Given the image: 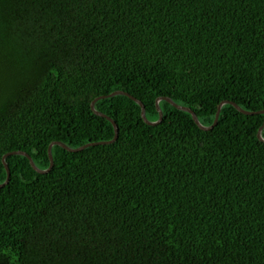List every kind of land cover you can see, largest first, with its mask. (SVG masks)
Wrapping results in <instances>:
<instances>
[{"label":"trees","instance_id":"trees-1","mask_svg":"<svg viewBox=\"0 0 264 264\" xmlns=\"http://www.w3.org/2000/svg\"><path fill=\"white\" fill-rule=\"evenodd\" d=\"M0 264H264V0H0ZM264 137V131H263Z\"/></svg>","mask_w":264,"mask_h":264},{"label":"water","instance_id":"water-1","mask_svg":"<svg viewBox=\"0 0 264 264\" xmlns=\"http://www.w3.org/2000/svg\"><path fill=\"white\" fill-rule=\"evenodd\" d=\"M119 95H126V96H128V97L134 99V100H135V101H136V102L142 107V117H143L144 121H145L147 124L151 125V126H157V125H159V124L162 123V121H163V111L161 110L160 103H161L162 101H167L168 103H170L171 105H173V106L176 107L177 109H179V110H181V111H185V112L190 113V114L193 116V118H194L195 122L197 123V125L200 127V129H202V130H204V131H211V130H213V129L218 125V123H219V119H220V115H221V112H222L223 107H224L225 105H227V104H230V102H228V101H225V102L221 103V105L219 106V109H218V113H217V116H216V120H215L214 125H212V126H210V127H207V126H204V125L201 123V121L199 120L197 114H196L192 109L187 108V107H184V106H181V105H178V104H177L176 102H174L171 98H160V99L157 100V103H156V104H157V109H158V111H159V113H160V119H159V121H157V122H151V121H149L148 118H147L145 105H144L140 100H138V99L132 97L131 95H129V94L125 93V92L118 91V92H114V93H112V94H110V95H108V96H103V97L97 98V99L92 103V106H91V107H92V110H93L94 113H96L97 115H99V116H101V117H105V118H107L109 121H111V122L113 123V125H114V127H115V132H116V135H115L114 140H112V141H110V142L91 143V144H87V145H85V146H83V147H81V148H78V149H72V148L68 147L67 145H65V144H63V143H61V142H55V143H53V144L50 146V148H49V156H50V160H51V167H50L48 170H41V169H39V168L36 166V164H35L34 160L32 159V157H31L30 155H28L27 153H25V152L18 151V152H12V153H9V154L5 155L4 158H3V162H4L5 167H6V169H7V172H8V178H7V181H6L5 184L0 185V189L6 187V186L10 183L11 171H10V167H9V165H8V163H7V158L10 157V156H14V155H22V156L28 157L29 160H30V162H31L32 167H33L38 173H41V174H47V173H50V172L52 171L53 167H54L53 148H54V146H56V145H60L61 147L67 149V150L70 151V152H80V151H83V150H85V149H87V148H89V147H91V146H96V145H106V144H112V143H115V142L118 140V138H119V127H118V125L116 124V122H115L113 119L107 117V116H106L105 114H103V113L98 112V111L96 110V104H97V102L100 101V100L107 99V98H112V97H116V96H119ZM231 104H232L234 107H236L240 112H242V113H244V114H246V115L264 114V111H261V112H248V111H245L244 109H242V108H241L240 106H238L236 103H231ZM263 131H264V125L261 127V129L259 130V133H258V137H259L260 141H262V142H264Z\"/></svg>","mask_w":264,"mask_h":264}]
</instances>
